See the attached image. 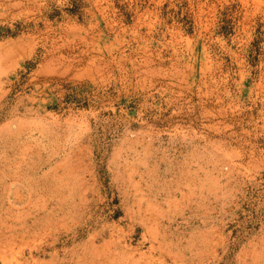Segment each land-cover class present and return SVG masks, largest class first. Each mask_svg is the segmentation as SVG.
<instances>
[{
  "label": "rangeland",
  "instance_id": "rangeland-1",
  "mask_svg": "<svg viewBox=\"0 0 264 264\" xmlns=\"http://www.w3.org/2000/svg\"><path fill=\"white\" fill-rule=\"evenodd\" d=\"M0 264H264V0H0Z\"/></svg>",
  "mask_w": 264,
  "mask_h": 264
}]
</instances>
